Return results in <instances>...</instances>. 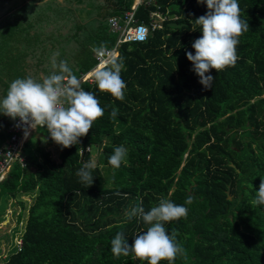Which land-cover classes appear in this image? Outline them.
Segmentation results:
<instances>
[{
  "label": "trees",
  "instance_id": "1",
  "mask_svg": "<svg viewBox=\"0 0 264 264\" xmlns=\"http://www.w3.org/2000/svg\"><path fill=\"white\" fill-rule=\"evenodd\" d=\"M10 1L24 3L0 17V98L16 78L49 74L54 52L78 78L89 72L96 64L91 48L102 43L111 48L118 38L108 19L122 17L134 3L0 0V5ZM238 3L249 25L239 38V59L235 66L210 70L214 80L205 89L186 53L195 54L192 44L202 33L194 21L206 14V5L141 1L136 20L148 26L155 21L160 28L143 43L119 46L124 99L101 93L95 81L82 83L104 115L77 145H57V161L36 142L33 157L24 155L29 172L15 162L0 183V197L21 207L19 221L26 212L21 248L0 264H147L110 250L118 232L131 245L147 228L136 217L127 220L126 212L141 200L147 211L161 198L184 205L189 196L194 200L185 205L187 217L165 224L169 233L178 232L187 252L175 264H264V206L252 203L264 179V0ZM154 13L159 18L150 17ZM11 124L0 114V148ZM121 145L128 154L115 169L108 157ZM87 147L99 151L89 187L76 176L83 163L92 162Z\"/></svg>",
  "mask_w": 264,
  "mask_h": 264
},
{
  "label": "clouds",
  "instance_id": "2",
  "mask_svg": "<svg viewBox=\"0 0 264 264\" xmlns=\"http://www.w3.org/2000/svg\"><path fill=\"white\" fill-rule=\"evenodd\" d=\"M204 3L206 14L195 19L202 35L196 39L192 52L186 53V59L193 65V71L199 77V83L211 88L214 77L210 70L221 71L235 66L239 57L237 45L239 38L249 30L247 20L241 19L238 0H197ZM195 31V30H194ZM91 51L99 59L93 70V79L101 93H107L116 100H123L126 84L121 77L124 61L106 44L93 46ZM59 52L50 58L51 71L39 79L33 76L14 79L5 96L0 98V114L11 120H19L25 136L29 129L46 128L50 139L62 148L77 145L80 138L86 136L93 123L104 115L99 100L81 87L80 79L73 72L66 59H58ZM118 109L112 108L111 118L115 119ZM83 152V149H80ZM128 150L123 146L114 148L108 157V164L120 168L125 161ZM95 164L91 161L82 164L76 172L79 182L91 186V171ZM119 194V193H118ZM194 197L189 196L184 205H178L161 198L158 204L146 211L141 200L126 212V219L136 217L147 228L137 233L131 245L123 232H118L111 240V252L115 257L129 256L147 264H175L178 257L187 259V252L178 242V232L169 233L165 224L186 218L188 208ZM254 205L264 206V179H261L259 190L255 192Z\"/></svg>",
  "mask_w": 264,
  "mask_h": 264
},
{
  "label": "built area",
  "instance_id": "3",
  "mask_svg": "<svg viewBox=\"0 0 264 264\" xmlns=\"http://www.w3.org/2000/svg\"><path fill=\"white\" fill-rule=\"evenodd\" d=\"M135 9H132L126 12L122 17H111L108 19V25L110 30L113 32H119L117 42L113 48H110V51H113L117 54V50L121 44L124 43H143L148 39L150 31L160 28V25L152 21L148 26L143 22H138L135 18ZM150 17L159 18L157 13L151 14ZM95 60L97 62L96 66L87 74L82 75L79 79L82 83H93V70L99 64V59L94 54ZM31 129H29L30 133ZM7 137L3 142L2 147L0 148V183L5 179L9 170L15 162H18L22 167L26 166L25 156L21 153L22 145L25 136L23 127L19 125V120H13L12 124L7 131ZM90 148L87 147L85 152H89ZM80 153H82L80 151ZM21 240L16 241V251H19L21 248Z\"/></svg>",
  "mask_w": 264,
  "mask_h": 264
},
{
  "label": "rangeland",
  "instance_id": "4",
  "mask_svg": "<svg viewBox=\"0 0 264 264\" xmlns=\"http://www.w3.org/2000/svg\"><path fill=\"white\" fill-rule=\"evenodd\" d=\"M21 2L24 1H11L9 3H5L0 5V17L5 16L6 14L10 13L14 7L19 5ZM13 12V11H12ZM36 142H39L40 145L44 148V150L49 151L51 153V157L54 160L58 159L59 155V148L57 144H55L49 137L46 128H37L36 130H31L29 133L28 139L23 143L21 152L27 155V157H33L36 149ZM99 151L94 149L89 152L92 157V162L95 164V161H98L99 158ZM102 173H105L104 166H100ZM10 210V212L8 211ZM10 218L12 221L8 224L6 221L4 224L0 225V238L3 239H10L12 246H15L16 240L20 238V234L23 232V224L26 219V212L22 213L21 215V225L18 223H14V215L12 211V206L10 201L6 197H0V222L6 220V218ZM8 224V225H7Z\"/></svg>",
  "mask_w": 264,
  "mask_h": 264
},
{
  "label": "crops",
  "instance_id": "5",
  "mask_svg": "<svg viewBox=\"0 0 264 264\" xmlns=\"http://www.w3.org/2000/svg\"><path fill=\"white\" fill-rule=\"evenodd\" d=\"M141 1H143V0H134V3H133V5H132V7H131V10L132 9H136V7L141 3ZM11 2V1H10ZM9 3V2H8ZM113 32V31H112ZM119 36V35H118ZM118 39V38H117ZM116 42H117V40H116ZM116 42H115V44H116ZM115 44L113 45V47L115 46ZM113 47H111V48H113ZM108 49H110V48H108ZM119 49V48H118ZM94 54V53H93ZM117 55H118V50H117ZM94 56V55H93ZM94 59H95V56H94ZM95 62H96V60H95ZM96 64H97V62H96ZM96 64L94 65V67L96 66ZM93 67V68H94ZM92 68V69H93ZM92 69H90L89 70V72L92 70ZM88 73V72H87ZM86 73V74H87ZM85 75V74H84ZM88 84H92V83H88ZM12 122H13V120H12ZM29 137V135L27 136V138ZM27 138H25L24 139V142L27 140ZM22 150V149H21ZM22 153V152H21ZM23 155H25L24 153H22ZM35 154V153H34ZM26 159V158H25ZM58 160V159H57ZM56 160V161H57ZM7 198V197H6ZM9 201H10V204H11V206H12V211H13V215L15 216L14 217V220H15V222H13V224L12 225H14V223H18V225H21V222L19 221V219H18V214H21V207L19 206V204H18V202H17V200H13V199H9V198H7ZM9 212H10V210H8ZM8 222V224L10 223V221H11V223H12V221L13 220H11L9 217L8 218H6V220H4V221H1L0 222V225H2V224H4L5 222ZM7 224V225H8ZM1 229V228H0ZM21 235V234H20ZM20 238H18L17 240H19ZM16 240V241H17ZM21 240V239H20ZM15 245H16V243H15ZM14 252H16V248H15V246L13 245L12 246V244H11V241H10V239H3V238H0V261H4V260H6L7 259V257L9 256V255H11L12 253H14Z\"/></svg>",
  "mask_w": 264,
  "mask_h": 264
},
{
  "label": "water",
  "instance_id": "6",
  "mask_svg": "<svg viewBox=\"0 0 264 264\" xmlns=\"http://www.w3.org/2000/svg\"><path fill=\"white\" fill-rule=\"evenodd\" d=\"M171 25H172V26H177V25H174V24H171ZM178 26H179V25H178ZM26 162H27V165H26V171L29 172L30 167H31V164L28 163V162H29L28 158H26ZM231 166H233V165L231 164ZM226 193H227V195L229 194V187H228ZM229 199H230V197H229Z\"/></svg>",
  "mask_w": 264,
  "mask_h": 264
},
{
  "label": "bare ground",
  "instance_id": "7",
  "mask_svg": "<svg viewBox=\"0 0 264 264\" xmlns=\"http://www.w3.org/2000/svg\"><path fill=\"white\" fill-rule=\"evenodd\" d=\"M28 139V138H27Z\"/></svg>",
  "mask_w": 264,
  "mask_h": 264
}]
</instances>
